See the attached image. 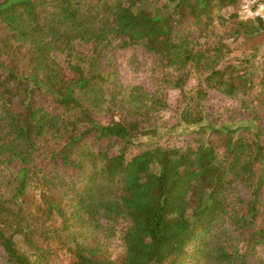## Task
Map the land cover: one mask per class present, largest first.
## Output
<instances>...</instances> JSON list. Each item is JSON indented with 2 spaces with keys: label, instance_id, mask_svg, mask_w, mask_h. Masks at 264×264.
<instances>
[{
  "label": "trees",
  "instance_id": "1",
  "mask_svg": "<svg viewBox=\"0 0 264 264\" xmlns=\"http://www.w3.org/2000/svg\"><path fill=\"white\" fill-rule=\"evenodd\" d=\"M237 1L0 0L9 264H249L264 250V57L230 59L226 43L264 35V18L207 35L213 11ZM131 47L166 70L160 88L176 92L173 104L162 92L104 86L105 53ZM208 90L236 107L209 113ZM175 128L188 130L180 141Z\"/></svg>",
  "mask_w": 264,
  "mask_h": 264
},
{
  "label": "rangeland",
  "instance_id": "2",
  "mask_svg": "<svg viewBox=\"0 0 264 264\" xmlns=\"http://www.w3.org/2000/svg\"><path fill=\"white\" fill-rule=\"evenodd\" d=\"M257 5V6H256ZM262 0H238L235 6L215 9L213 11V21L208 28V37H221L226 36L231 32L233 27H237L238 23L250 20L254 17V13L261 12ZM231 14H236V18H229ZM227 45L230 46L233 54L230 56L245 57L246 55H254L257 59L254 62L258 63L264 57V35L258 36L252 39H237L233 41L232 38L227 40ZM79 52H85L83 47H80ZM166 75V70H163L155 60L145 54V51L141 47H131L125 50L115 49L105 53L103 57L102 72L107 76L104 86L108 89H114L115 91H122L127 87H141L144 91L149 93L162 92L166 95L171 104L175 102L176 92L170 88H160V74ZM202 78L194 74L193 79L190 80L189 86H196ZM208 111L213 113L218 107L222 105H228L231 108L236 107L234 101H230L223 95H220L215 90H208ZM259 94V92H257ZM256 100V94L253 95ZM258 107V106H257ZM99 117L108 118L110 112L106 109H101ZM169 131V130H168ZM188 130L183 128H175L169 131V135L178 141L182 136L187 133ZM263 139V135L261 134ZM145 139H139L138 142H145ZM75 175V174H74ZM72 175V177L74 176ZM77 186H82V176L79 174L74 176ZM239 193L242 198L247 197L246 189L242 186L239 187ZM264 202V189L261 194ZM66 201V200H65ZM68 201V200H67ZM264 204V203H263ZM105 225V221H102ZM124 227V224L118 222L114 226L115 236L108 239L110 247V253L112 256L117 257L121 252V244L118 241V232ZM263 248L257 247L254 253L249 254V264H261L264 260ZM0 264H9L6 260V255L3 249L0 247ZM55 264H66V260L63 257H59Z\"/></svg>",
  "mask_w": 264,
  "mask_h": 264
},
{
  "label": "built area",
  "instance_id": "3",
  "mask_svg": "<svg viewBox=\"0 0 264 264\" xmlns=\"http://www.w3.org/2000/svg\"><path fill=\"white\" fill-rule=\"evenodd\" d=\"M261 12H256V13H254V15L257 17V16H260V17H262V18H264V7H263V5L261 6Z\"/></svg>",
  "mask_w": 264,
  "mask_h": 264
}]
</instances>
